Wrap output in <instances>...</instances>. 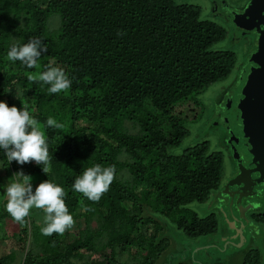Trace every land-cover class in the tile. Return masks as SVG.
<instances>
[{
	"label": "trees",
	"instance_id": "trees-1",
	"mask_svg": "<svg viewBox=\"0 0 264 264\" xmlns=\"http://www.w3.org/2000/svg\"><path fill=\"white\" fill-rule=\"evenodd\" d=\"M201 16L200 6L175 0H0V101L28 107L42 125L49 117L62 125L45 126L47 175L34 161L9 165L3 156L0 170L9 181L17 172L30 175L33 190L47 179L61 185L74 219L64 233L44 236V224L30 214L22 223L1 214L2 223L10 218L18 226L11 237L19 246L0 264H156L171 255V227L189 238L216 233L217 219L188 207L218 190L223 155L206 141L174 153L189 134L187 102L226 80L237 62L232 50L218 48L226 29ZM31 39L47 48L39 67L5 59L11 43ZM50 60L69 76L66 91L50 94L29 81ZM128 122L141 126L140 134ZM94 164L115 168L97 201L72 189ZM243 264H264V251L249 253Z\"/></svg>",
	"mask_w": 264,
	"mask_h": 264
},
{
	"label": "clouds",
	"instance_id": "clouds-1",
	"mask_svg": "<svg viewBox=\"0 0 264 264\" xmlns=\"http://www.w3.org/2000/svg\"><path fill=\"white\" fill-rule=\"evenodd\" d=\"M47 51L46 46L39 39H31L27 43L14 41L7 49L5 59L12 63L19 61L28 69L39 67L38 61L42 53ZM29 81L42 82L47 85V92L57 94L66 91L71 80L65 70L54 61H49L44 70L35 75H28ZM18 98L20 92L15 91ZM45 126L60 128L62 125L53 118H47L42 125L31 110L24 106L18 109L15 105L9 106L0 101V156L7 160L24 165L34 161L40 165L47 175L49 171V143L45 134ZM113 166L102 167L94 164L85 168L79 174L72 189L81 193L89 200L97 201L106 192L114 179ZM3 188L6 197L4 210L17 222H24L30 210H43V224L40 232L44 236L53 233L62 234L70 228L74 219L65 203L64 188L51 179L40 182L33 190L32 177L23 172H17Z\"/></svg>",
	"mask_w": 264,
	"mask_h": 264
},
{
	"label": "flooded vegetation",
	"instance_id": "flooded-vegetation-1",
	"mask_svg": "<svg viewBox=\"0 0 264 264\" xmlns=\"http://www.w3.org/2000/svg\"><path fill=\"white\" fill-rule=\"evenodd\" d=\"M250 1L245 0V5L240 10H245ZM222 2L224 0H211L217 13L219 9L230 8ZM234 15L243 16L239 11L232 16ZM234 30L236 34L233 41L240 50H244L243 59L235 70L232 81L212 89L215 95L211 97L210 110L201 119L203 134L213 140L216 152L223 155L224 166L225 161L228 162L226 175L224 168V181L222 179L218 190L206 203L211 212L209 215L218 220V226L219 222L221 225L211 237L215 242L222 240L225 248L221 247L222 244L220 247L224 251L244 250L249 244L256 246V237L264 232V152L250 143L243 128L238 104L250 73L252 58L261 51L264 44L257 48L255 31L245 33L238 28ZM260 31L263 37L264 26ZM255 251L260 252L259 249L246 252L242 264L247 255Z\"/></svg>",
	"mask_w": 264,
	"mask_h": 264
},
{
	"label": "rangeland",
	"instance_id": "rangeland-1",
	"mask_svg": "<svg viewBox=\"0 0 264 264\" xmlns=\"http://www.w3.org/2000/svg\"><path fill=\"white\" fill-rule=\"evenodd\" d=\"M178 3L183 4H193L200 6L202 11V19L213 21L218 23L219 25L223 26L227 31V37L225 39V42L220 44L218 48H224L232 50L236 54V66L234 70L231 72L230 76L215 85L210 86L203 94H201L198 99L197 103H193L191 101L187 102L186 109L183 114V120L184 125L187 127L189 134L187 138L183 141L182 145L175 149V154H180L185 149L194 146L198 143H202L204 141L208 142L211 150L216 151L217 148L214 147V142L211 140L210 137L205 136L203 134V127L201 125V119L204 113L207 115L210 110V103H211V97L215 95L213 92V88L219 85H224L226 82L232 81L234 77L235 70L237 69L239 63L243 59L244 50L239 49V47L235 44L233 41V37L236 34L235 26L233 24V21L231 17L234 13L240 10L241 6L244 4L245 0H224L222 4L226 3L228 4L229 9H219L218 13L214 11V6L211 3V0H175ZM245 5V4H244ZM243 5V6H244ZM52 24H55L54 22ZM225 82V83H224ZM224 83V84H223ZM195 119V121H194ZM168 120L164 117L161 118V122L163 123V131L166 133V135L170 136L171 128L168 125ZM127 127H129L131 130H135L136 133L140 134V128L139 125H134L133 123L128 122ZM226 164L224 166L225 168V175L228 171V162L225 161ZM224 181V178H223ZM9 180L6 177L5 170H0V186L8 183ZM35 190V189H34ZM213 196V194H212ZM210 197V199L212 198ZM209 199V200H210ZM6 203V197L4 194L3 188H0V216L1 214H8L4 210V204ZM206 204V203H205ZM193 203L190 204L188 208L193 209L199 217L201 218H208L211 213L209 209L206 207V205ZM127 208L131 209V204L127 203L125 205ZM39 209H31L30 215L32 219H37L39 224H43V216L38 214ZM148 215H151V212L149 209L145 210V217H148ZM148 225L147 221H145ZM3 223H8L7 227H12L13 230H9L6 227V224L3 225ZM3 223L0 221V257L7 255L12 249H17L19 246L17 241H15L11 237V232H17L18 226L11 221L10 218L4 219ZM151 227V226H146ZM221 227L220 222L219 226L217 223V229L219 230ZM83 227L81 228V230ZM80 230H73L74 236L79 233ZM219 232V231H218ZM72 233V232H71ZM70 233V236H71ZM171 233V234H170ZM169 233V241H170V257H166L167 253L163 254L156 264H178L181 261L193 263L196 262V264H242L243 257L246 255V252L254 251L255 249H259L260 251H264V232H262V235H258L256 237V246L254 244L248 245L244 250L242 249H232L228 251H224L221 247L225 248V245L222 244V240L220 242H215L213 237H186L184 235H181L179 231H177L174 227H171ZM66 235V234H65ZM69 236V237H70ZM68 239L69 237L66 236ZM66 238V239H67ZM212 238L211 240H209ZM69 241V240H68ZM222 244V246H221ZM212 245V246H211ZM221 246V247H220ZM224 251V252H222ZM257 252V251H255ZM124 260L128 259L127 255H124L122 257ZM87 259V257H85ZM169 261V262H168ZM193 261V262H192ZM83 262V261H82ZM81 264V263H79ZM132 264V261H131ZM195 264V263H194Z\"/></svg>",
	"mask_w": 264,
	"mask_h": 264
},
{
	"label": "water",
	"instance_id": "water-1",
	"mask_svg": "<svg viewBox=\"0 0 264 264\" xmlns=\"http://www.w3.org/2000/svg\"><path fill=\"white\" fill-rule=\"evenodd\" d=\"M239 12H242L243 16L231 17L234 26L245 33L255 31L256 46L262 47L264 36L261 37L260 30L264 26V0H251L245 10ZM238 104L243 128L251 140L250 143L254 148L262 149L264 152V46L252 58L250 73L242 88Z\"/></svg>",
	"mask_w": 264,
	"mask_h": 264
}]
</instances>
